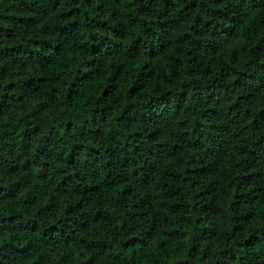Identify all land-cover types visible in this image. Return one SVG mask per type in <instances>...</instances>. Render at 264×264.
I'll return each mask as SVG.
<instances>
[{
  "label": "trees",
  "instance_id": "obj_1",
  "mask_svg": "<svg viewBox=\"0 0 264 264\" xmlns=\"http://www.w3.org/2000/svg\"><path fill=\"white\" fill-rule=\"evenodd\" d=\"M47 11L0 0V35L17 45L0 49V233L19 237L0 264H75L81 236L88 264H159L161 253L180 264L201 249L216 264H264V0L239 11L236 0H55L56 16L37 27ZM133 96L174 102L188 143L156 136L148 155L174 151L144 168L133 154L102 167L111 149L96 145L112 123L82 134L69 110L127 112ZM57 98L76 143L56 144L42 119ZM194 113L211 126L201 131ZM121 124L126 145L143 127L161 131ZM202 142L222 147L202 154Z\"/></svg>",
  "mask_w": 264,
  "mask_h": 264
},
{
  "label": "clouds",
  "instance_id": "obj_2",
  "mask_svg": "<svg viewBox=\"0 0 264 264\" xmlns=\"http://www.w3.org/2000/svg\"><path fill=\"white\" fill-rule=\"evenodd\" d=\"M37 8L44 7L45 5L48 8L47 12L42 13V17H46L42 19V22L37 25L39 28H44L46 25H49L50 22L56 16V12L52 11V8L55 5V0H32ZM248 0H236V6L238 11L242 10ZM75 7H79V5H74ZM71 10V5L68 9ZM23 36V33L21 34ZM17 45L14 42H9V40L0 35V49H6L11 47H16ZM0 63H3L0 61ZM171 91V90H169ZM75 94V89H73V95ZM44 103V101H41ZM53 103L56 104V107L59 108V111L52 110L51 112H46L42 119H47L48 123L51 125L53 129H57L58 131L53 134V139L56 144H64L66 141L69 143H76L79 139L76 137L75 139L69 140V138L63 136V129L64 126L67 124V120L69 118L68 114L65 113V108L62 101H54ZM128 108L127 112H124L121 108L120 110L113 111L111 108H105L103 112L96 110L97 116L94 118L91 115L92 109H89V114L87 117L81 116L79 111H70L71 119L73 124L75 125L76 132H80L82 134H94L96 132H103L104 126L102 124L103 120H110L113 127L110 129L109 133L105 134L103 138V142L96 145L99 150L109 151L111 149V159L108 156H104L100 158L99 162L102 167H108L109 169L123 163L125 160V156L129 154L132 155V159L136 161L138 167L144 168L145 165L150 162L153 158L156 160L162 159L163 155L167 152H172L174 149L169 147L168 149H162L161 153L155 154V156L148 155L150 149H146L144 147L145 144H152V141L155 140L156 136H163L165 134L169 136H177L178 140H181L184 143H188V141H183L185 130L180 127V124L183 121H177L173 116V112L175 111V103L174 102H164L160 101L159 97L149 98V99H138L135 96L128 101L125 105ZM236 114L233 113L232 116ZM199 116V113H194V123L198 122L199 124L203 125L201 131H204L205 128L211 126V120L201 119L199 121L195 120V117ZM232 116H228L227 112L225 111V117L228 120L232 119ZM85 119L91 121L89 124H85ZM127 119L130 122H134L139 124L141 120L147 121L148 126L151 127L155 125L156 127L160 128L161 131L155 132L154 134L149 133L148 127H143L142 131V139L134 144H127L126 141L128 137L132 135L131 132H128L127 129L131 125H122L121 120ZM239 119V117H237ZM5 123H7V117H5ZM2 134V133H0ZM149 135H152V140H149ZM117 140L118 146L113 148L110 141ZM195 142L194 138L193 141ZM91 142H89L90 144ZM161 144L165 143V141H160ZM216 147L222 146H212L211 148L206 147L205 144L201 143L202 154L208 153L211 155L216 151ZM185 152H191L192 149L190 147H186L184 149ZM232 157L236 158L237 163H239L240 154L238 151H233L231 153ZM74 158L79 160V157L74 154ZM71 172L72 170H68ZM147 171V168H145ZM147 179V177H145ZM87 183V181H85ZM27 191L30 189H26L25 193L21 194V199L23 200L24 197L27 195ZM190 214V212H189ZM63 216V213H61ZM59 221H49V226H52L53 223ZM81 243L79 245L78 251L75 254V264H88V261L92 259L91 255L87 251V244L91 241L86 236H81ZM19 237L16 235L15 232L5 231L0 233V251H3L9 247H15ZM204 247H208L207 244ZM231 247V244L229 245ZM65 253H60L59 256L62 257ZM58 257H54V260ZM38 257H35L32 261V264H35V260ZM183 262H187V264H216L215 260L212 258L211 255L205 256L203 249H201L200 253L194 254L193 257H189L188 255H184L180 258V264ZM159 264H176L175 261L171 259H166L163 253H161L159 258Z\"/></svg>",
  "mask_w": 264,
  "mask_h": 264
}]
</instances>
